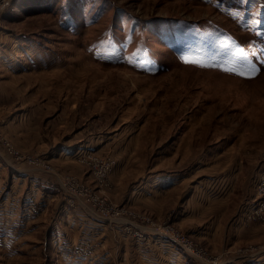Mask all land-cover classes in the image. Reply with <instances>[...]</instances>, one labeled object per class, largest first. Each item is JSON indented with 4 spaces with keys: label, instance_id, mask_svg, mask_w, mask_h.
<instances>
[{
    "label": "rangeland",
    "instance_id": "374dc122",
    "mask_svg": "<svg viewBox=\"0 0 264 264\" xmlns=\"http://www.w3.org/2000/svg\"><path fill=\"white\" fill-rule=\"evenodd\" d=\"M0 134L6 138L0 139V181L17 167L33 169L55 200L73 208L84 202L110 222L121 220L124 236L140 232L133 235L139 246H152V231L180 249L187 264L200 262L167 225L202 248L201 261L245 263L260 256L264 240L243 230L238 242L233 237L237 225L264 226L257 211L264 199V0H1ZM107 136L115 146L92 147ZM7 141L23 157L14 156ZM165 147L171 157L163 162ZM56 151L67 157L52 159ZM87 155L114 160L102 184L82 161ZM239 163L234 193L219 198L210 174L233 172ZM162 167L186 172L184 183L164 196L151 188L152 201L147 192L133 200L139 180ZM254 178L256 201L241 214L242 191L248 186L245 196L254 193ZM203 179L209 186L201 187ZM84 188L122 214L101 215ZM10 189L0 188V204L13 199L20 205L4 212L0 205V214L41 212L37 203L23 207L20 187ZM34 224V237L17 243L19 253L0 249V264H87L93 257L83 251L85 238L46 254L49 236ZM129 239L123 237V245L131 248L136 242Z\"/></svg>",
    "mask_w": 264,
    "mask_h": 264
},
{
    "label": "crops",
    "instance_id": "0c3cea01",
    "mask_svg": "<svg viewBox=\"0 0 264 264\" xmlns=\"http://www.w3.org/2000/svg\"><path fill=\"white\" fill-rule=\"evenodd\" d=\"M106 138L108 142H106L105 138L96 139L93 143L94 146L92 147L102 150L108 143H113L115 146V142L109 140L112 138L108 136ZM73 147H71V149H73ZM68 150H70V148H68ZM166 151L167 147L164 148L162 157L163 162H165V158L168 153ZM60 154V152L57 153L56 151L55 155L51 153V157L52 159L60 158ZM168 156L171 157V153H168ZM160 157L161 156L159 154L158 157L155 158L160 159ZM217 159L220 158L213 157V160ZM159 161L160 160H158L157 164L161 163ZM199 163L205 164L203 162ZM117 168L118 166L115 168L113 174L116 173ZM261 168L262 166L260 164L257 168V173L261 170ZM242 170L243 166L239 163V165L235 166V170L233 172H224L222 174L217 173V175L210 174L220 189L218 194L219 198H228L232 195V193H234V190L237 187V182L241 179ZM4 173L6 176L2 181H0V188H4L5 186L6 188L10 187V190L12 191H17L20 187L19 193H22V201L25 203H22L23 207L27 208L26 204L29 207V205L37 203L35 205L41 208V212H36V215L33 216L25 213L23 215H18L17 213L0 214V249L3 250L4 255L19 253L17 243H21L22 239L27 238L28 236L34 237L36 229L34 230L33 223H36L34 225L35 228H37V231L38 229L46 231L47 234L46 236L44 235V239H47L49 236L50 246L43 245L44 252L46 254L47 251L48 253H53L55 247L57 248L60 243L62 246L65 245V247H71L73 244H76L79 238H85V241L90 242V254L93 255V257H88L87 264H187L186 257L182 252H180V249L166 243L160 236L154 235V232L152 231L148 232L149 235L147 236V241L150 242L152 246H139L132 234L128 236H124L122 234L120 229L122 224L121 220H118L117 222H110L109 220L103 218V216L98 215L90 205L84 202H82V204L79 203L77 206H74L75 208H73V206L68 205L61 198L55 200V196L57 195L55 192H50L52 189L48 186L49 183L33 169L30 170L24 167H17L13 170H9L7 173ZM185 173H176L172 169L169 170L165 167L155 170L151 169L146 173V177L144 175L143 178L139 180L138 185H136L134 189L132 188L134 191L132 194L133 200L137 197L140 198L141 193L147 192L146 197L149 198L148 201H152L150 199L154 198L156 194L152 192L151 188H153V190H157V192L161 193L160 195L164 196L165 193H168L176 185L184 183V181L180 180V177H184ZM255 180V178L254 180L252 179V189H254V193L252 195L245 196L248 191V186H244V191H242L243 200H241V214H244L246 210L253 206L256 201ZM203 181L200 182L202 188L209 186V184L206 185L205 181L208 182L211 180L203 179ZM246 182L247 176L245 175L243 178V184L246 185ZM118 189H121V185L118 186ZM136 193L137 197L134 195ZM158 198L159 197L157 196L153 200ZM10 201L14 204L20 205V202L13 199H10ZM133 202L135 203L136 201ZM13 203L9 204V200L2 201L0 205L3 207V212L9 205L13 206ZM156 205L158 204L156 203ZM79 206L83 208L81 209ZM239 206L240 202L239 204L237 203L235 209L238 210ZM156 207L160 210V207ZM182 214L187 215L186 213L184 214V212ZM259 227L261 229L256 231ZM236 229L235 236L233 237L235 243L240 240V230L245 231L244 235L247 234L252 238L255 237V240H264V226L262 224H256L254 227L246 230L237 225ZM205 233L207 235L211 234L215 237L217 235V232L215 233V231H207ZM123 237H129V240L136 242V245L132 243V246H130L131 248L125 247V245H123ZM57 241L59 243H57ZM21 252L22 248L20 249V254ZM263 253L264 250L263 252H260V256H253L254 254L248 256L249 258L245 263L243 262L244 260L238 261L233 257L229 259L230 261L227 264H264ZM134 255H136V258L132 257Z\"/></svg>",
    "mask_w": 264,
    "mask_h": 264
},
{
    "label": "built area",
    "instance_id": "2783aa9c",
    "mask_svg": "<svg viewBox=\"0 0 264 264\" xmlns=\"http://www.w3.org/2000/svg\"><path fill=\"white\" fill-rule=\"evenodd\" d=\"M1 1V0H0ZM4 136H2L0 134V139H2ZM3 140H6V138H3ZM7 144L9 145V151L11 153L14 154V156L16 157H23V154L21 152H19L18 150H16V148L14 149L7 141ZM92 152L88 153V155H90ZM87 155V156H88ZM83 156L81 159L84 162H88L91 165V172L93 173L94 177L97 179V181L100 182V184H102L103 182V178H106V174L109 173L112 165L114 164V160H112L111 158L107 157L108 159L105 160L102 157L100 158L99 156ZM92 158V159H91ZM30 163L33 164H38L41 165L40 161L33 157L29 158ZM73 180H69V188L72 189V186H74ZM86 198H88L89 200L93 201L94 205L97 203V207L96 210L101 214V215H105V216H113V217H117L120 216L123 212V208H120V206L116 205L115 203L111 202V201H102V203H98V201L100 200L101 196L99 194H96V191H90L87 192L86 189L84 188L81 191ZM259 193L264 196V180L262 181V184L259 186ZM95 207V206H94ZM35 209L36 211H38V206L35 205ZM259 215L261 217H258L259 219L264 218V199L261 201L260 206L257 209ZM168 227L166 228L167 231H169L173 236L174 239L176 240V243L179 246H183L185 249H187L188 251H190L197 260H199L200 264H219L218 262H206V261H201V257L202 255H204V252L202 250V248H198L196 247V245H194L192 243V240L190 238H188V236L186 234H183L181 232H178L175 228L170 227V225H167ZM130 231H132L131 227L129 229ZM140 232L137 230H134L132 235H135L137 237H139ZM83 251L88 252L89 254L91 253V246H90V242H83ZM202 262V263H201Z\"/></svg>",
    "mask_w": 264,
    "mask_h": 264
},
{
    "label": "snow or ice",
    "instance_id": "6c2138e0",
    "mask_svg": "<svg viewBox=\"0 0 264 264\" xmlns=\"http://www.w3.org/2000/svg\"><path fill=\"white\" fill-rule=\"evenodd\" d=\"M249 67H250V73L251 74H255L258 71V69H256V67L254 65H250Z\"/></svg>",
    "mask_w": 264,
    "mask_h": 264
},
{
    "label": "bare ground",
    "instance_id": "6f19581e",
    "mask_svg": "<svg viewBox=\"0 0 264 264\" xmlns=\"http://www.w3.org/2000/svg\"><path fill=\"white\" fill-rule=\"evenodd\" d=\"M60 156H64L63 154H61Z\"/></svg>",
    "mask_w": 264,
    "mask_h": 264
}]
</instances>
